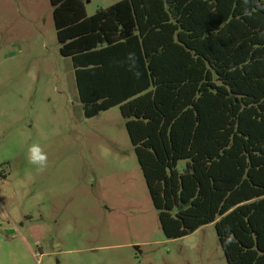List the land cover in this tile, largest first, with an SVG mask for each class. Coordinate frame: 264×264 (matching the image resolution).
Segmentation results:
<instances>
[{
	"label": "trees",
	"instance_id": "trees-1",
	"mask_svg": "<svg viewBox=\"0 0 264 264\" xmlns=\"http://www.w3.org/2000/svg\"><path fill=\"white\" fill-rule=\"evenodd\" d=\"M50 2L85 116L120 107L165 236L215 224L228 264H264V0Z\"/></svg>",
	"mask_w": 264,
	"mask_h": 264
},
{
	"label": "rangeland",
	"instance_id": "rangeland-1",
	"mask_svg": "<svg viewBox=\"0 0 264 264\" xmlns=\"http://www.w3.org/2000/svg\"><path fill=\"white\" fill-rule=\"evenodd\" d=\"M60 49L50 0H0V264H228L215 224L165 236L120 107L87 118Z\"/></svg>",
	"mask_w": 264,
	"mask_h": 264
},
{
	"label": "clouds",
	"instance_id": "clouds-1",
	"mask_svg": "<svg viewBox=\"0 0 264 264\" xmlns=\"http://www.w3.org/2000/svg\"><path fill=\"white\" fill-rule=\"evenodd\" d=\"M28 162L35 166L38 171H44L48 165V156L39 143H33L28 147Z\"/></svg>",
	"mask_w": 264,
	"mask_h": 264
}]
</instances>
